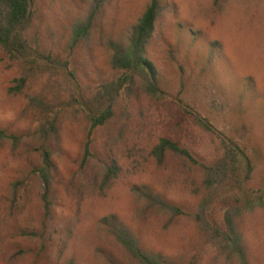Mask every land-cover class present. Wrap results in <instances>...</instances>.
I'll use <instances>...</instances> for the list:
<instances>
[{"label": "rangeland", "instance_id": "374dc122", "mask_svg": "<svg viewBox=\"0 0 264 264\" xmlns=\"http://www.w3.org/2000/svg\"><path fill=\"white\" fill-rule=\"evenodd\" d=\"M150 1L114 0L109 32L119 39L142 17ZM169 1L176 13L162 22L149 53L163 75L166 95L123 96L116 110L125 120L117 118L116 123L95 130L84 114H64L61 150L54 156L59 176L50 203L44 199L36 171L43 165L42 142L36 136L40 116L30 106L28 90L23 95L13 92L19 69L0 48V128L23 138L19 144L0 140V264H109L108 256L121 264H137L102 224L113 216L139 233L149 248L176 264H224L188 214L174 217L151 208L132 192V187L150 184L186 212L196 206L203 195L197 169L175 156H169L166 165L160 167L152 155L162 138L179 142L202 162H214L222 155L220 138L199 126L187 111L208 119L218 132L247 148L257 163L249 187L252 192L264 187V0ZM81 3L84 0H69L74 16L83 13ZM51 14L53 18L41 27L42 35L48 46L57 47V36L48 27L58 30L66 26L67 13L59 8ZM179 23L224 49L230 68L226 65L223 72L239 86L232 89L236 102L231 106L225 107L226 99L219 95L226 82L211 85V79L200 73L197 50L189 51L177 33ZM94 51L93 58L78 52L71 65L89 96L103 82L119 76L110 66L106 45L100 43ZM249 78L256 97L245 94L240 105V84ZM56 82L54 88L47 82L52 93L60 91L66 100L75 94L64 77ZM41 86L39 83L35 88ZM107 152L118 158L123 173L101 190L91 186L88 176L95 171L96 158H104ZM209 214L221 218V200ZM241 226L249 244V264H264V206L246 214ZM60 239L65 246L62 254L56 248ZM230 264L240 263L235 260Z\"/></svg>", "mask_w": 264, "mask_h": 264}, {"label": "trees", "instance_id": "16d2710c", "mask_svg": "<svg viewBox=\"0 0 264 264\" xmlns=\"http://www.w3.org/2000/svg\"><path fill=\"white\" fill-rule=\"evenodd\" d=\"M113 1L84 0L79 7L83 13L80 11V14L74 16L75 12L68 6L69 0H0V48L17 64L20 73L13 92L23 95L28 90L30 106L40 116L36 136L42 142L43 165L36 171L43 184L47 203H50L48 201L55 192L54 186L59 176L54 156L61 150L64 114L69 111L84 114L91 130H95L116 123L117 118L125 120L116 110L123 96L137 99L141 94H146L157 98L167 93L163 75L149 53L162 22L176 13L174 4L169 0H151L137 23L116 39L108 30ZM59 8L63 14L67 13L65 20L68 23L58 30L48 27L56 34L59 43L57 47H51L43 40L41 27L47 23V19L53 18L51 12L55 15ZM177 33L185 39L190 52L197 50L196 64L201 68L200 73L211 79V85L226 82L223 83V92L219 93L226 99L223 105L229 107L235 103L232 89L239 86L233 85L223 72L226 65L230 68V63L224 57L222 46L210 43L201 32L193 28L185 29L182 23H179ZM100 43L109 50L110 66L119 76L113 81L103 82L89 96L82 90L76 69H71L72 59H75L78 52L93 58L94 50ZM60 76L75 88V94L68 100L62 98L60 91L52 93L48 89L49 86L55 87ZM181 82L185 89L186 82L184 79ZM39 83L42 86L36 89ZM240 86V105V98H244L245 94L256 97V89L250 78L245 79ZM59 108L63 111L56 110ZM187 114L203 129L220 138L222 155L214 162H202L179 142L168 138H162L154 146L152 155L160 167L166 165L169 156H175L184 159L189 167L197 169L203 195L198 197L196 206L186 212L182 206L170 200L167 193L150 184L135 185L132 192L149 207L163 213L174 217L188 214L199 232L215 248L219 261L230 264L236 260L240 264H249V244L241 221L246 214L264 206V187L259 192H252L249 187L257 169L255 157L239 142L218 132L208 119L196 112L187 111ZM22 139L0 128L1 141L19 144ZM52 144L56 145L55 148L49 149ZM87 153L91 154L89 149ZM96 160L98 164L95 171L89 174L88 181L94 188L105 190L113 181L121 178L123 167L113 152H107L104 158L98 157ZM84 163H88V156ZM219 200L223 215L217 220L213 214H209V210ZM102 224L137 264H176L162 252L149 248L139 233L117 217L105 218ZM56 248L62 254L65 248L62 239ZM108 262L121 264L111 256H108Z\"/></svg>", "mask_w": 264, "mask_h": 264}]
</instances>
